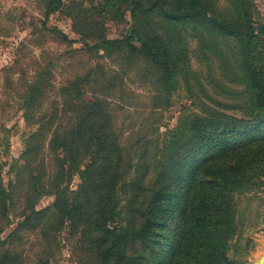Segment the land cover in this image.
Masks as SVG:
<instances>
[{
  "label": "trees",
  "instance_id": "trees-1",
  "mask_svg": "<svg viewBox=\"0 0 264 264\" xmlns=\"http://www.w3.org/2000/svg\"><path fill=\"white\" fill-rule=\"evenodd\" d=\"M100 1L115 12L124 3L131 23L118 39H102L95 49L141 55L163 79L177 64L190 73L193 43L196 54L215 55L220 67L234 75L231 80L240 88L227 95L235 102L221 107H233L239 116L211 110L191 118L189 134L172 136L158 159L140 137L131 163L103 102L68 106L65 101L48 120H39L25 141L19 161L40 153L45 143L50 153L47 163L38 164V174H30L27 187L19 173L8 188L3 185L0 150V234L15 190L21 189L24 218L9 236L23 227L38 228L53 215L79 234V248L92 264H233L234 194L264 179V25L255 30L250 0ZM62 5V0H47L45 9L49 13ZM41 29L49 31L44 25ZM53 32L60 41H71ZM36 82L25 103L40 91ZM25 111L34 112L30 106ZM66 115L67 122H60ZM74 175L79 182L69 188ZM45 194L54 196L53 204L36 210L33 200ZM121 214L122 227L115 220Z\"/></svg>",
  "mask_w": 264,
  "mask_h": 264
},
{
  "label": "rangeland",
  "instance_id": "rangeland-1",
  "mask_svg": "<svg viewBox=\"0 0 264 264\" xmlns=\"http://www.w3.org/2000/svg\"><path fill=\"white\" fill-rule=\"evenodd\" d=\"M62 1L59 9L47 13V0H0V150L5 187L14 182L17 173L27 187L30 174L37 175L40 170L38 164L48 162L47 143L40 153L28 156V161L19 158L39 120H48L65 101L68 106L82 100L103 102L131 163L136 162L134 143L140 137L150 143L151 151H157L158 159L172 136L189 134L191 118L211 110L239 116L233 107H221L234 104L227 94L240 85L231 80V72L220 67L215 55L201 57L192 43L190 73L177 64L160 79L157 67L141 55L93 47L102 39H118L128 29L131 18L124 3L115 12L100 0ZM250 1L251 21L257 31L264 25V0ZM43 25L49 31L41 29ZM54 29L71 41H60ZM34 80L40 91L33 102L25 103ZM27 106L34 110L32 114H26ZM67 120L66 115L60 122ZM78 182L74 175L68 187L76 188ZM20 191L15 190L14 204L0 234L5 242L0 246V260L4 264H92L79 248V234L68 222H55L53 215L38 228L23 227L9 236L24 218L20 197L24 191ZM53 201L52 194H45L35 198L33 205L41 210L50 208ZM234 203L238 228L230 260L233 264H257L264 256V179L256 188L238 190ZM124 218L123 214L116 217L117 226L126 225Z\"/></svg>",
  "mask_w": 264,
  "mask_h": 264
},
{
  "label": "water",
  "instance_id": "water-1",
  "mask_svg": "<svg viewBox=\"0 0 264 264\" xmlns=\"http://www.w3.org/2000/svg\"><path fill=\"white\" fill-rule=\"evenodd\" d=\"M263 263V259H259V261L257 262V264H262Z\"/></svg>",
  "mask_w": 264,
  "mask_h": 264
},
{
  "label": "crops",
  "instance_id": "crops-1",
  "mask_svg": "<svg viewBox=\"0 0 264 264\" xmlns=\"http://www.w3.org/2000/svg\"><path fill=\"white\" fill-rule=\"evenodd\" d=\"M260 257H261V256H260ZM260 257H259V259H261ZM262 259H263V264H264V256H262Z\"/></svg>",
  "mask_w": 264,
  "mask_h": 264
}]
</instances>
